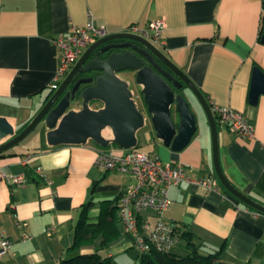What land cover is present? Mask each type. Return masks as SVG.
<instances>
[{
	"label": "crops",
	"instance_id": "1",
	"mask_svg": "<svg viewBox=\"0 0 264 264\" xmlns=\"http://www.w3.org/2000/svg\"><path fill=\"white\" fill-rule=\"evenodd\" d=\"M88 16L106 32L132 25L148 29L150 21L164 19L157 46L210 105L237 109L252 125L254 136L248 138L217 122L219 161L237 189L264 205V94L255 104L248 102L252 68L264 70V0H0V117L15 132L28 124L52 91L60 57L54 39L73 25H84ZM90 105L98 108L102 103ZM192 105L198 111L193 99ZM46 130L41 122L0 152V232L10 241L0 264H54L75 254L68 247L85 203L89 221L103 218L105 225L118 227V235L102 252L118 262L129 260L134 245L114 208L133 177L94 165L102 147L93 141L50 146ZM136 135L137 146L148 148L142 151L185 164L193 178L215 174L208 132H195L180 151L165 146L148 120ZM13 175L21 181L8 178ZM168 199L160 217L144 209L140 218L150 225L158 218L185 225L203 249L223 245L221 259L229 264H264V213L220 183L209 191L191 182L171 185ZM24 233L30 237L22 239ZM100 242L101 234L79 252L93 251Z\"/></svg>",
	"mask_w": 264,
	"mask_h": 264
},
{
	"label": "water",
	"instance_id": "2",
	"mask_svg": "<svg viewBox=\"0 0 264 264\" xmlns=\"http://www.w3.org/2000/svg\"><path fill=\"white\" fill-rule=\"evenodd\" d=\"M112 39L127 41L100 50L130 48L113 50L103 57L93 55L98 45ZM260 41L264 43V28ZM124 70L133 71L138 90L130 88L128 80L118 75ZM88 72L90 75L78 76ZM260 94H264V70L254 65L248 102L255 104ZM134 97L141 101L142 108ZM192 99L209 124L213 168L219 183L240 201L264 213V205L237 189L224 174L219 161L217 122L200 88L149 38L131 31L106 32L90 43L21 131L15 132L8 120L0 117V140L9 137L0 144V152L17 144L41 122L47 128L45 139L50 146L80 145L91 140L101 147L115 144L123 149L135 148L136 133L147 120L165 146L180 151L196 132ZM93 102L102 106L93 108ZM104 130L109 134L105 135Z\"/></svg>",
	"mask_w": 264,
	"mask_h": 264
},
{
	"label": "built area",
	"instance_id": "3",
	"mask_svg": "<svg viewBox=\"0 0 264 264\" xmlns=\"http://www.w3.org/2000/svg\"><path fill=\"white\" fill-rule=\"evenodd\" d=\"M164 25V19L157 18L149 22L148 29H138L132 25L126 31L144 35L157 45L161 44L160 34ZM105 33L103 26L94 25L92 18L88 16L84 25H73L68 33H60L54 39L60 57L50 85L52 89L66 75L82 51ZM211 109L216 122L226 125L230 131L248 138L254 136L252 125L241 111L217 104L211 105ZM93 164L106 170L115 168L133 177V183L120 194L117 216L123 232L130 237L132 244L140 252H146L151 247L165 251L178 240L173 223L158 218L153 225H150L140 218V212L144 209H150L158 217L161 216L168 207V190L171 185L191 182L204 187L207 191L216 189L219 185L215 174L193 178L189 167L185 164L162 161L158 155L137 148L123 149L118 146L98 148ZM1 174L7 177L5 173ZM8 178L14 182H20L22 179L20 175L8 176ZM46 232L49 234L51 229H47ZM0 236V255H2L8 250L10 241L3 231L0 232ZM29 237L24 233L22 239Z\"/></svg>",
	"mask_w": 264,
	"mask_h": 264
},
{
	"label": "trees",
	"instance_id": "4",
	"mask_svg": "<svg viewBox=\"0 0 264 264\" xmlns=\"http://www.w3.org/2000/svg\"><path fill=\"white\" fill-rule=\"evenodd\" d=\"M105 135L109 131H104ZM88 203L83 204L80 217L74 227L73 241L68 247L76 251L68 257L60 259L54 264H115L113 258L102 252L107 243L118 235V227L114 224L105 225L102 219L89 221L87 214ZM117 212V206L114 208ZM103 213V212H102ZM176 228L177 242L168 250L162 251L151 247L146 252H139V264H229L221 259L223 245L217 249H203L199 242L193 240L191 232L185 225H173ZM101 234V242L89 252H79L81 247L87 246L96 236ZM175 247L184 248L185 254L173 251Z\"/></svg>",
	"mask_w": 264,
	"mask_h": 264
},
{
	"label": "rangeland",
	"instance_id": "5",
	"mask_svg": "<svg viewBox=\"0 0 264 264\" xmlns=\"http://www.w3.org/2000/svg\"><path fill=\"white\" fill-rule=\"evenodd\" d=\"M157 45H159V44H157ZM120 74L122 75V76L119 75L120 77L128 80L130 88H132L133 90H138L139 86L134 82L132 72H130L129 70H124V71H120ZM135 100H136V103L138 104V106L140 108H142V103L138 99V97H136ZM196 105L198 106V108L200 110L198 109V111H197L193 108V106L191 107L193 112H194L195 120H196V134L202 135V133L204 134V133L208 132L210 135V128H209L207 118H206L203 110L199 107V105L197 103H196ZM210 137H211V135H210ZM136 148L138 150H141V151L148 149L142 144H139ZM173 251H176V252H179L182 254H185L187 252L184 248H178V247H175L173 249ZM139 252H140L139 249L136 248L135 246H133L128 250L129 254L127 256L129 257V260L125 259L123 261H119L120 263L116 259H114L113 261L115 264H139V259H137V257H136L137 253H139Z\"/></svg>",
	"mask_w": 264,
	"mask_h": 264
},
{
	"label": "flooded vegetation",
	"instance_id": "6",
	"mask_svg": "<svg viewBox=\"0 0 264 264\" xmlns=\"http://www.w3.org/2000/svg\"><path fill=\"white\" fill-rule=\"evenodd\" d=\"M126 41L127 40H125V39H112V40H109L107 42H104V43H102V44H100V45H98L96 47V49L94 50V54L93 55L98 54L100 57H103V56L107 55L109 52H111L113 50L120 51V50L129 49L130 47L127 46V47H123V48L122 47H117V48L116 47H109L107 50H104V51H101L100 50L101 48H103L105 46L113 45V44H120V43H123V42H126ZM143 60H144V63L145 64L148 63V61H147V59L145 57H143ZM130 72L133 73V71H130ZM118 73H120V72H118ZM87 75H90V72H88V73H82V74H80L78 76H87Z\"/></svg>",
	"mask_w": 264,
	"mask_h": 264
},
{
	"label": "bare ground",
	"instance_id": "7",
	"mask_svg": "<svg viewBox=\"0 0 264 264\" xmlns=\"http://www.w3.org/2000/svg\"><path fill=\"white\" fill-rule=\"evenodd\" d=\"M104 131H106V130H104Z\"/></svg>",
	"mask_w": 264,
	"mask_h": 264
}]
</instances>
